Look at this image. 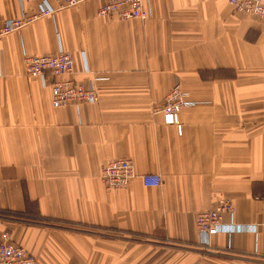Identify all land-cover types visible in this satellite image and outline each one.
I'll use <instances>...</instances> for the list:
<instances>
[{"label": "crops", "instance_id": "0c3cea01", "mask_svg": "<svg viewBox=\"0 0 264 264\" xmlns=\"http://www.w3.org/2000/svg\"><path fill=\"white\" fill-rule=\"evenodd\" d=\"M100 3L0 38V234L38 264H264V21L229 0H148L146 20ZM44 5L59 7L0 0V27ZM59 48L95 102L54 107L51 79L27 75L26 54ZM178 83L179 127L154 113ZM119 158L138 175L108 191L102 168ZM219 200L236 231L208 237L196 215Z\"/></svg>", "mask_w": 264, "mask_h": 264}, {"label": "built area", "instance_id": "2783aa9c", "mask_svg": "<svg viewBox=\"0 0 264 264\" xmlns=\"http://www.w3.org/2000/svg\"><path fill=\"white\" fill-rule=\"evenodd\" d=\"M93 1L95 0H58L59 7L44 5L30 15L24 14L19 18H10L0 27V38L40 17L52 15L58 9ZM147 2L148 0H101L98 15L106 18L116 16L120 19L146 20L150 14ZM229 2L237 11L253 15L264 21V0H229ZM24 62L27 75L39 77L44 83L51 79L50 87L54 107L78 106L97 100L98 91L93 85L86 86L74 78H64L75 72L72 53L59 48L54 54H26ZM187 103V94L178 83L165 96L162 105L154 109V113H161L166 124H175L179 127L180 112ZM137 175L131 158H119L103 166L101 178L108 191H118L126 187ZM141 178L146 186H159L163 182L162 175L159 173H144ZM234 211V206L229 200H219L214 209L197 213V228L208 237L218 232H224L229 236L236 229L228 228L224 217L229 215L231 219ZM205 243L208 242L204 241L203 244ZM228 246L231 245L228 243ZM35 262L36 258L12 239L10 230H4L0 234V264H35Z\"/></svg>", "mask_w": 264, "mask_h": 264}, {"label": "rangeland", "instance_id": "374dc122", "mask_svg": "<svg viewBox=\"0 0 264 264\" xmlns=\"http://www.w3.org/2000/svg\"><path fill=\"white\" fill-rule=\"evenodd\" d=\"M169 93V92H168ZM167 93V94H168ZM132 237H136V236H132ZM32 254V253H31ZM33 255V254H32ZM34 256V255H33ZM35 257V256H34ZM36 258V257H35ZM35 264H38V260L36 259V262H35Z\"/></svg>", "mask_w": 264, "mask_h": 264}]
</instances>
